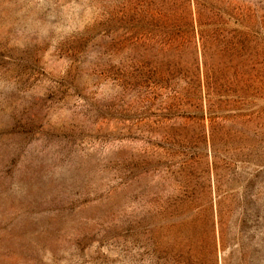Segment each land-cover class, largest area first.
Wrapping results in <instances>:
<instances>
[{
  "label": "rangeland",
  "instance_id": "obj_1",
  "mask_svg": "<svg viewBox=\"0 0 264 264\" xmlns=\"http://www.w3.org/2000/svg\"><path fill=\"white\" fill-rule=\"evenodd\" d=\"M0 264H264V0H0Z\"/></svg>",
  "mask_w": 264,
  "mask_h": 264
}]
</instances>
